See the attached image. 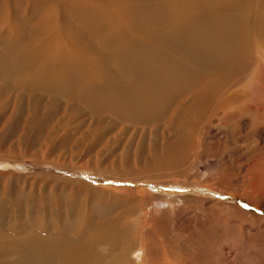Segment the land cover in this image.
I'll use <instances>...</instances> for the list:
<instances>
[{"label": "rangeland", "instance_id": "rangeland-1", "mask_svg": "<svg viewBox=\"0 0 264 264\" xmlns=\"http://www.w3.org/2000/svg\"><path fill=\"white\" fill-rule=\"evenodd\" d=\"M61 1L0 0V51L19 35L30 53V30L45 18L43 44L51 30L73 25L75 14L65 11L71 1ZM83 36L89 47L93 36ZM94 52L88 55L99 59ZM16 63L0 70L1 225L22 234L39 217L73 246L99 218H115L121 234L112 242H133L123 264H264V46H254L252 62L233 79L228 115L206 103L187 110L179 99L165 117L118 125L100 141L109 117L91 115L80 97L33 82L24 88V66Z\"/></svg>", "mask_w": 264, "mask_h": 264}, {"label": "bare ground", "instance_id": "bare-ground-1", "mask_svg": "<svg viewBox=\"0 0 264 264\" xmlns=\"http://www.w3.org/2000/svg\"><path fill=\"white\" fill-rule=\"evenodd\" d=\"M70 1L65 11L71 18L75 14L82 29H77L76 21L77 28L73 21L67 28L60 25L50 31V38L46 35L43 44L40 34L48 26L45 18L29 36L33 46L38 41L43 47L28 43L29 53L19 35L18 39L9 36L0 51V70L13 71L19 61L25 76L18 83L24 88L33 82L50 88L51 94L56 89L67 98L80 97L91 115L109 117L110 127L97 141L118 125L159 120L166 113L162 111L179 99L187 110L206 103L214 114L228 115L225 109L233 103V79L252 62L254 46H264V0H113V6L107 7L96 4L107 0ZM54 15L63 24L64 15ZM88 32L93 37L86 47L83 34ZM13 52H21L22 58L15 61ZM38 218L35 229L22 234L9 223L0 224V264H123L133 246L128 236L121 243L112 242L121 234L115 218H99L104 222L73 246L56 236L58 229L49 233L50 226ZM142 251L141 247L135 250Z\"/></svg>", "mask_w": 264, "mask_h": 264}]
</instances>
